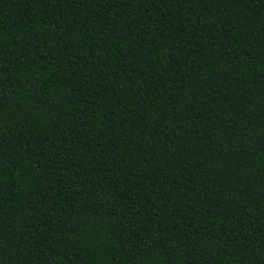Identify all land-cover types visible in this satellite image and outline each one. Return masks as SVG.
Listing matches in <instances>:
<instances>
[{"label":"trees","instance_id":"trees-1","mask_svg":"<svg viewBox=\"0 0 264 264\" xmlns=\"http://www.w3.org/2000/svg\"><path fill=\"white\" fill-rule=\"evenodd\" d=\"M0 264H264V0H0Z\"/></svg>","mask_w":264,"mask_h":264}]
</instances>
